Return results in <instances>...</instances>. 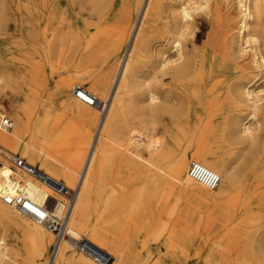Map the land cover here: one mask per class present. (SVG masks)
I'll return each mask as SVG.
<instances>
[{"label": "bare ground", "instance_id": "obj_1", "mask_svg": "<svg viewBox=\"0 0 264 264\" xmlns=\"http://www.w3.org/2000/svg\"><path fill=\"white\" fill-rule=\"evenodd\" d=\"M30 1L0 0V46L25 44L45 64L26 103L47 101L54 78L82 129L58 136L48 117L32 126L21 106L0 111V264H264V0H71L75 24L53 0ZM26 7L39 17L25 37ZM53 19L69 25L61 37ZM192 161L219 183L191 177ZM186 193L215 199L177 209L171 197ZM17 194L66 214L74 237L52 248L49 227L6 201ZM16 227L25 239L11 240Z\"/></svg>", "mask_w": 264, "mask_h": 264}, {"label": "rangeland", "instance_id": "obj_2", "mask_svg": "<svg viewBox=\"0 0 264 264\" xmlns=\"http://www.w3.org/2000/svg\"><path fill=\"white\" fill-rule=\"evenodd\" d=\"M53 3L61 13L65 14L66 17H70L72 22L75 24L74 22L75 15L77 10L79 9V5L77 3H72L71 0H53ZM25 4L28 7H30L31 1L25 0ZM27 10L28 8L26 7L23 17L22 29H21L22 34L25 37L27 36L31 28L30 20L32 18L37 19L39 17L38 12L32 13ZM13 17H15V15ZM50 22L54 26H59L60 30L58 37H61L60 35L67 32L69 26L67 21L60 22L59 19H53ZM15 28H16L15 22L12 19L10 21L11 34L13 33L17 34ZM198 29L200 33L198 38V43L201 44L202 41L206 38V34L209 30L207 20L204 17L199 18ZM12 38L13 36H11V39ZM65 46H66L65 43L59 45V47H65ZM71 54L73 55V58L71 59L69 57L65 59L66 65H70L75 58L76 55L75 51H73ZM52 55L56 57L57 55L56 50L52 53ZM44 65L45 64L43 62H39L37 60L35 64L30 62L28 58L27 46L25 44H21L17 42L16 44H11L9 46H0V75H1L0 76V111L3 114H7L11 108L21 106L23 107L25 116L30 120L32 126L38 124L37 122L40 123V121H42L43 118L48 117V125L51 126L54 123V131L56 135L62 136L68 134L69 131H73L77 136H79L81 134L80 129H82V125L79 124L77 119L64 108L62 104V95L57 90H54V86H52L54 78H50L49 80V89L52 94L47 101L44 100L45 104L42 102V104L37 107L26 103L27 101L23 99V94L25 92V85L29 81L34 80V78L37 79L41 77V72L45 69ZM85 65L78 63V65L75 66V68L82 69ZM35 66L40 68L39 71L40 73L36 75H34L33 73ZM65 70L66 69H62L61 72ZM84 85L88 87V84L84 83ZM171 124H170V129L172 131L173 128L176 127V125L175 123L172 125ZM95 130L96 128L94 127L93 128L94 134L92 137H96ZM162 133H163V127L159 125L155 131V134L161 135ZM189 145L190 147L193 148L196 146V143L190 142ZM15 153L19 154V152H15ZM74 191L76 194V189H74ZM214 199L215 196L213 195L202 196V195L186 193L183 194L180 198L179 196L173 195L171 197V202L177 205V209L186 206L190 210H197L198 207L200 206H209L210 204H212ZM168 226L171 229L176 225H174L173 223H168ZM182 228H183L182 225L178 224L176 226V232H180ZM11 230H12V234L10 236L11 240L25 239L23 232L19 227H16V230H18L17 234H14L15 228H12ZM48 230L53 236V243H52V248H53L54 243L58 241V237L55 235L56 231H52L50 228H48ZM68 234L70 236L74 235L71 234L70 232H68ZM66 238H69V236L67 235ZM83 243L87 245L88 242L83 241ZM72 248L75 251L77 250L78 252H81L80 250L77 249L78 247L77 248L72 247ZM110 260L111 259L108 258V260L106 259L104 262L106 263L107 261Z\"/></svg>", "mask_w": 264, "mask_h": 264}, {"label": "built area", "instance_id": "obj_3", "mask_svg": "<svg viewBox=\"0 0 264 264\" xmlns=\"http://www.w3.org/2000/svg\"><path fill=\"white\" fill-rule=\"evenodd\" d=\"M76 94L80 99H82L83 101L89 104H95L98 101L97 97L85 87H79L76 91ZM13 163L19 166L25 165V161L18 156L14 157ZM28 167L30 170H34L33 166L28 165ZM188 172L191 177L198 179L209 186L214 187L220 181L219 174L210 170L209 168H207L206 166H204L203 164L197 161L191 162ZM58 185H59V191L64 193L69 198V200L74 199L75 197L74 189L67 188L62 184H58ZM6 201L14 202L18 204L19 207H22L23 209L32 213L40 223H45L52 231H56V235L58 239L66 237L67 235L70 236L68 234L69 228H68L67 215L55 214L53 211H51L50 207L46 203L44 204L36 203L28 199L23 194H17L13 197L7 196ZM73 240L76 244L75 246H77L78 248H81L82 250L88 248V246L84 244L81 240H76L75 238H73Z\"/></svg>", "mask_w": 264, "mask_h": 264}]
</instances>
